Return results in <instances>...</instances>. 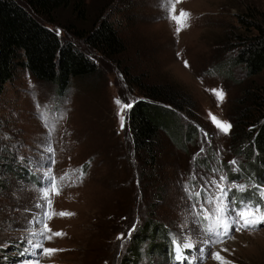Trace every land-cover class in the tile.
<instances>
[{
    "label": "rangeland",
    "instance_id": "obj_1",
    "mask_svg": "<svg viewBox=\"0 0 264 264\" xmlns=\"http://www.w3.org/2000/svg\"><path fill=\"white\" fill-rule=\"evenodd\" d=\"M85 4V20L75 19L76 26L87 27L91 19L106 16L122 38V50L113 59L86 50L98 71L92 76L71 78L62 94H56L52 83L34 78L26 69L16 72L0 94V149L4 147L0 151L7 154L0 156V264H26L35 259L24 253L30 247L26 240L31 238L25 229L39 228L29 222L44 211L36 205L44 203L42 173L50 164V154L43 151L49 140L40 116L45 110L48 123L55 127L50 137L55 150V163L51 165L54 175L59 179L67 172L75 179L83 168L84 176L75 184H64L59 195H51L47 224L52 232L64 235L45 240L44 246L62 251L43 257L40 264H123L129 230L133 224L137 229L147 217L166 228L167 244L162 257L153 251L136 264H177L169 234L183 241L182 233L187 228H192L194 239L198 232L191 224L184 184L198 188L203 182L200 175L209 179L226 175L229 182L248 185L244 193L233 189L230 199L235 196L237 200L261 203L264 210L257 189L251 187L254 182L241 175L234 177L236 173L231 172L229 161L236 160L238 166L243 157L233 150L230 134L219 131L209 116L211 113L231 124L237 99L248 97L244 88L257 90L264 85V70L247 75L241 65L231 62L237 36L254 31L245 27V21L264 24V0H180L175 15L179 16L181 10L190 15L179 25V33L176 21L171 19L170 0H85ZM55 14L56 33L83 48L80 39L65 26L74 13L60 8ZM128 73L142 82L174 86L193 101L189 112L194 119L185 109L177 111L168 104L162 111L165 126L160 136H178V144L183 146L164 142L158 158L164 172L159 182L155 171L149 180L139 173L127 127L129 110L121 130L114 101L143 99L138 85L127 82ZM212 89L224 91L223 103L218 105ZM191 125L198 132L194 135L193 130L194 137L185 140ZM202 147L199 156H209L204 166L193 161ZM193 169L198 173L195 181L191 180ZM239 172L245 173L244 177L248 174L243 167ZM60 212L73 215L60 216ZM120 233L125 235L123 248L117 239ZM233 235L234 239L209 248L204 264H219L211 258V252L221 248L228 249L221 255L232 264H264V225L239 233L233 229ZM199 246L189 255L198 256Z\"/></svg>",
    "mask_w": 264,
    "mask_h": 264
},
{
    "label": "trees",
    "instance_id": "obj_2",
    "mask_svg": "<svg viewBox=\"0 0 264 264\" xmlns=\"http://www.w3.org/2000/svg\"><path fill=\"white\" fill-rule=\"evenodd\" d=\"M60 8H69L74 13L65 26L74 38L80 39L83 48L71 38L56 33L53 24L57 23L55 13ZM85 11V0H0V94L20 69H26L38 80L52 83L53 91L62 94L71 78L92 76L98 71L96 61L86 50L113 59V55L122 50V38L106 16L91 19L87 27L76 26L75 19L84 22ZM238 18L244 22L241 16ZM245 22V27L254 31L237 36L238 46L231 62L241 65L247 75H253L264 70V24L253 20ZM128 75L127 82L137 84L143 96V99L135 100L127 114L131 148L137 158L140 175L149 180L155 171L159 182L161 174H164L158 160L164 151V142L183 146V143L178 144V136H160V129L165 126L162 111L168 104L177 111L185 109L188 117L193 118L189 112L193 101L174 86L142 82L137 76ZM243 92L248 97L237 99L229 134L235 146L233 150L243 157L238 167H243L248 174L244 177L243 172H231L236 173L234 177L241 175L246 181L260 185L264 182V85L257 90L246 86ZM246 122L250 123L245 128ZM193 130L194 135L198 132L191 125V132L185 140L194 137ZM3 149L1 145L0 150ZM1 151L0 156L7 155ZM205 154L209 155L208 152ZM208 157H197L195 164L208 165ZM151 219L145 218L128 239L126 254L122 255L123 264H136L138 259L153 254V251L162 257L167 244L164 240L166 228ZM143 243L145 246L141 247Z\"/></svg>",
    "mask_w": 264,
    "mask_h": 264
},
{
    "label": "snow or ice",
    "instance_id": "obj_3",
    "mask_svg": "<svg viewBox=\"0 0 264 264\" xmlns=\"http://www.w3.org/2000/svg\"><path fill=\"white\" fill-rule=\"evenodd\" d=\"M170 2L171 19L176 21L178 25L176 31L179 33L181 31L179 25H181L190 14L181 10L179 16H176V4L180 3V0H170ZM185 66H188L187 61H185ZM211 91L217 97L218 105L223 103L226 95L224 91L222 89H212ZM114 102L119 108L117 114L120 119L121 130H123L125 124V112L126 110L131 109L136 101L123 103L118 98ZM37 107L39 108L40 105H37ZM40 116L46 129H48L49 140L43 151L50 154V164L42 173L40 191L41 200L44 201V203H38L36 205L37 207L44 209L43 215L34 216L29 222L33 225H40V227H33L30 230L25 229L28 231L29 237L31 238L26 240V243L30 245V247L25 248L24 253H29L35 257L33 261H28L26 264H40L43 257H50L51 254L62 251L61 249L44 246L45 240L50 241L54 236L60 237L64 235L62 232H52L47 224V220L51 218L49 213V209H51L52 206L51 195H59L64 184H75L77 180H83L84 176L83 168H81L79 176L75 179L73 178V175H70L67 172L60 176L59 179L54 175L51 165L55 163V150L52 147L50 137L55 131V127L48 123L49 116L47 110L41 112ZM209 116L219 131L225 135L229 134L232 128V125L229 122L222 121L211 113H209ZM58 118H62V116ZM203 134L204 137L207 138L208 134L206 132ZM203 151L204 149L202 147L200 152L193 156V161H195ZM21 159L23 158L21 157ZM229 164L233 166V171H239L236 160L229 161ZM212 171L215 173L217 170L213 168ZM197 176L198 173L193 169L191 180L195 181ZM200 179L203 182L198 188L195 184H191V186L188 183L184 184V190L187 194V199L190 202L191 211L189 215L192 217L191 224L198 229V232L196 233L197 238H193L192 228H187V231L182 233L184 236L183 241L174 234H169L172 244V252L174 254L173 258L177 264H183L184 261H187L188 264H197V260H199V264H204V261L208 256L209 248L224 244L226 240L235 238L233 235V229L235 232L239 233L244 230L254 231L257 230L260 225H264V210H262L261 203H255L251 200L246 201L245 199L237 200L235 196H232L230 199V193L233 192V189L237 192L244 193L248 191V185L238 184L236 181L229 182L226 175H219V179H217L215 175L210 179L200 175ZM43 181H47L48 183L45 184ZM251 187L257 189L256 194L259 196L260 201L264 202V185L253 184ZM59 215L70 216L73 215V213L60 212ZM135 231L136 224H133L128 232L127 239H131L132 233ZM117 239L122 241L121 248H123V241L125 240L124 233H120L117 236ZM198 244L200 245L198 256L195 254L189 255V253H192L196 249ZM227 251V248H221L219 251H212L211 258L219 262V264H232L231 261L226 260L225 257L221 255V252Z\"/></svg>",
    "mask_w": 264,
    "mask_h": 264
}]
</instances>
